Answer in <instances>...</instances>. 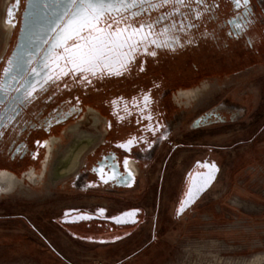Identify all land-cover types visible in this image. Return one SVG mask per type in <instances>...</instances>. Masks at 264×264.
Instances as JSON below:
<instances>
[{"label":"flooded vegetation","instance_id":"flooded-vegetation-1","mask_svg":"<svg viewBox=\"0 0 264 264\" xmlns=\"http://www.w3.org/2000/svg\"><path fill=\"white\" fill-rule=\"evenodd\" d=\"M38 2L42 0H10L4 14L7 39L0 54V199L44 185L67 133L85 128L92 131L93 138L76 137L69 147L78 144L72 167L56 178L55 164L51 178L57 182L72 174L65 183L69 193L93 197L97 203L94 210L60 218V224L77 238L112 242L131 235L143 224L150 208L156 226L164 172L174 154L195 144L206 130L243 122L250 96L240 94L241 81L264 63V0H249L248 5L241 0L238 6L233 0H203L202 4L185 0L187 6L172 16L164 15L173 12L176 5L172 3L108 13L105 19L113 31L125 24L159 21L154 29L159 34L175 22L177 30L172 35L179 41L175 50L141 43L127 71L109 75L105 70L102 78L99 73H73L63 60L59 66L51 59L44 60L67 18L62 19L65 0H46L47 9L36 7ZM134 11L140 14L133 17ZM180 13H186L187 18ZM189 20L195 27L180 31L181 22L186 26ZM87 35L86 30L80 34ZM80 36H72L67 46L82 43ZM155 38L164 39L162 35ZM145 46L148 52L143 51ZM151 51L156 56L150 55ZM54 52L62 54L64 48L57 47ZM9 59L13 60L11 66ZM10 67L12 71L6 74ZM61 68L68 74L60 75ZM82 75L91 83L81 81ZM133 138L129 148L119 147ZM69 149L62 157L68 156ZM207 163L212 164L197 160L186 173L174 203L175 215L190 176L203 172L202 165ZM158 172L157 181L152 182ZM126 212L133 213L127 219L134 224L119 226L111 221ZM83 214L93 218L65 222Z\"/></svg>","mask_w":264,"mask_h":264},{"label":"rangeland","instance_id":"rangeland-1","mask_svg":"<svg viewBox=\"0 0 264 264\" xmlns=\"http://www.w3.org/2000/svg\"><path fill=\"white\" fill-rule=\"evenodd\" d=\"M9 1L0 0V54ZM239 89L244 98L250 96L243 122L206 130L195 144L181 147L164 172L156 226L154 209L148 208L143 224L121 240L80 239L60 224V218L94 210L97 203L69 193L65 183L72 174L52 181L54 165L70 143L93 138L85 128L67 133L44 185L0 199V264H264V63ZM203 159L219 167L217 180L177 218L174 203L186 173Z\"/></svg>","mask_w":264,"mask_h":264},{"label":"snow or ice","instance_id":"snow-or-ice-1","mask_svg":"<svg viewBox=\"0 0 264 264\" xmlns=\"http://www.w3.org/2000/svg\"><path fill=\"white\" fill-rule=\"evenodd\" d=\"M233 2L238 6L241 0H233ZM170 3L176 5V7H174L173 12L164 14L166 16L179 13L180 7L187 6L185 0H156L155 3L152 0H65L62 19L66 17V23L57 35L52 47L47 50L44 60L51 59L52 63L57 66H59L58 62L63 60L65 65H71L70 71L73 73H90L93 76L99 73L102 78L104 71L107 70L109 75H121L124 71L128 70V65L135 59L134 53L139 50L141 43H151L157 48L171 47L172 50H175V42L179 41V37L172 35V33L177 30V26L173 22L170 26H164L160 33L157 34L154 32V29L157 27L159 21H151L142 22L139 26L125 24L123 28L117 27L113 31L112 24H109L105 19L106 14L111 12L120 13L122 10L136 8L137 6L141 10H144L146 4L150 8L156 9ZM196 3L202 4L203 0H196ZM243 3L244 5H248L249 0H243ZM36 7L47 9L48 4L46 0H42V2L37 3ZM139 14L140 12H132L133 17ZM180 15L187 18L186 13H180ZM200 15L201 13L197 11V18ZM113 21L119 23L115 18H113ZM230 23H233V21H230ZM236 26L237 28L241 27L239 24ZM192 27H195V25L189 20L186 26L181 22L179 30L185 31L186 28L190 29ZM85 30L88 32V35L86 37L80 36ZM74 35L80 36L83 42L74 44L69 48L67 42ZM157 35H162L164 39L159 40L155 38ZM169 41L173 43H169ZM57 47H63L64 52L57 55L54 52V49ZM125 49L127 50L125 51ZM143 51L148 52V47L145 46ZM156 54L155 51L150 52L152 56H156ZM8 63L10 66L13 65V60L9 59ZM140 70L143 71V68L141 67ZM11 71V67L5 69L6 74ZM32 71L36 75H39L37 69L34 68ZM67 74L68 71L65 68H61L60 75ZM79 79L91 83L87 75H82ZM2 90L3 85L0 84V91ZM148 99V96L145 95L144 100L146 105ZM134 140L135 138L127 141L125 144L119 145V147L127 149ZM37 143L39 144L40 142L37 141ZM124 163L127 166V159H125ZM212 167L214 168L215 165H212ZM129 175L131 174L129 173ZM99 211L103 213L104 209H100Z\"/></svg>","mask_w":264,"mask_h":264},{"label":"water","instance_id":"water-1","mask_svg":"<svg viewBox=\"0 0 264 264\" xmlns=\"http://www.w3.org/2000/svg\"><path fill=\"white\" fill-rule=\"evenodd\" d=\"M212 165L215 164L207 163L205 165H202V167H204L203 172L194 173L190 176L184 198L182 199L181 204L177 209V217H181L185 212L190 210L215 183L219 174V169L218 166L215 165V167L213 168ZM131 217H133V213L126 212L112 219L111 221L119 226L134 224L132 220L127 219ZM91 218L93 217L83 214L69 218L65 222H81Z\"/></svg>","mask_w":264,"mask_h":264},{"label":"bare ground","instance_id":"bare-ground-1","mask_svg":"<svg viewBox=\"0 0 264 264\" xmlns=\"http://www.w3.org/2000/svg\"><path fill=\"white\" fill-rule=\"evenodd\" d=\"M78 147L77 142L73 144V146L69 149L68 153H67V157H61L56 165H55V177H62L65 176L68 171L69 168L72 167V163L74 161L72 155L75 152L76 148Z\"/></svg>","mask_w":264,"mask_h":264},{"label":"crops","instance_id":"crops-1","mask_svg":"<svg viewBox=\"0 0 264 264\" xmlns=\"http://www.w3.org/2000/svg\"><path fill=\"white\" fill-rule=\"evenodd\" d=\"M184 183V182H183Z\"/></svg>","mask_w":264,"mask_h":264}]
</instances>
